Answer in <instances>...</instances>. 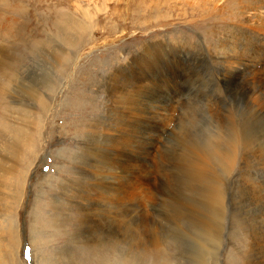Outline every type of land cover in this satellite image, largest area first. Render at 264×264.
Wrapping results in <instances>:
<instances>
[{"label":"rangeland","instance_id":"obj_1","mask_svg":"<svg viewBox=\"0 0 264 264\" xmlns=\"http://www.w3.org/2000/svg\"><path fill=\"white\" fill-rule=\"evenodd\" d=\"M214 2H218L215 5L220 9L213 11V14H210V9L203 12L205 6H202L199 13L186 18V12H190L192 7H184L185 0H0V132L6 118V106L23 102L39 120L43 117L23 150L22 167L19 166L14 173L13 180L19 182L18 194L21 197L17 199L12 213L15 234L8 229L4 231L0 226L1 248L5 249L7 242L13 248L12 251H3V264H261L264 252L261 242V233L264 234V166L255 165L251 160L250 167L244 172L240 171L242 152H239L236 175L232 178L235 186L224 187L226 223L222 230L216 228L218 221L214 217L211 219L210 210L205 211L202 204L203 183L196 166L195 145L200 143L208 130L195 125L187 128L176 118L172 120L165 115L149 119L148 114H143L136 122V115L133 114L134 119L129 118L125 123L128 130L132 124H136V139L143 131L151 140L147 141L145 134L146 143L141 140L137 154L141 168L139 174L143 178L139 181L135 209L131 211L129 204L122 206L124 197L120 202L115 201L114 208L118 205L125 214L119 217L121 222L113 224L115 216L112 215L105 218L103 232H85L96 235L95 238L103 237L98 246L91 247L94 238L89 241L83 236L77 244L75 240L79 213L73 209V204H79L80 200L73 195L77 194L80 186L91 183L86 172L89 171L88 165L95 161L91 160L92 155L88 159L84 152L93 153L95 139L107 132V127L105 131L98 128L97 123L106 120L108 125L107 122L113 119L114 100L120 99L117 92L112 96L110 92L117 89L119 84L122 90L143 79L148 68L153 70L171 63L176 80L168 82L154 76L150 84L142 81L143 88L134 100H139V105L148 112L146 96L160 92L156 100L151 98L154 100L151 107L153 113H156L154 106L159 108L161 105L157 100L167 101L171 95L177 98L175 104L180 100H183L180 101L183 104L188 102V96L192 101H203L204 93L218 83L216 76H219V63L223 57L220 49L225 48L222 41L228 40L238 57L255 67L245 77L230 82L233 85L229 89L233 107L239 111L245 107L246 116L257 115L259 120L256 126L261 130L256 135L264 132V56L260 58L254 54H264L260 49L263 40L260 39L258 43L255 40L244 42L243 39H234V34L240 32L236 26L242 24L238 20H245L246 11L239 6L238 9L233 2L232 8L222 12L223 3L218 0ZM231 11H238V16L237 13L236 16L232 15ZM182 14L185 19L180 17ZM69 19L82 21L86 28L80 35L75 33L76 39L62 30L64 26L69 27ZM249 23L255 25L256 20ZM64 34L68 37L63 40L61 37ZM173 38H179L177 41L182 45L203 47L201 50L206 53L200 56L183 51L178 55L171 50L173 53L170 56L166 51L169 52ZM161 43L166 48L160 55L164 59L155 61L151 52ZM226 47H229V43ZM57 51H64L62 62L66 59L69 61L62 69ZM132 60L135 62V73L138 67H143L142 76L130 75L129 78L114 80L117 77L112 75L115 72L122 74L124 67ZM261 68L263 71L259 72ZM128 69L131 71V66ZM217 100L220 97L213 99ZM208 107L210 104L204 101L203 110L197 109V118L205 116L214 122L213 111ZM10 113L6 112L12 115ZM235 117L241 123L247 121L240 112ZM110 124L122 132L116 119ZM200 124L201 121L197 125ZM186 133L192 134L193 138L184 137ZM138 141L134 145H139ZM247 177H250L249 181ZM242 179L246 186L244 189L239 184ZM7 188L10 192L9 185L0 187L1 214H6ZM108 188L109 194L111 189ZM14 194L17 195V192ZM99 204L97 201L94 208H99ZM66 213L72 214L70 222L62 217ZM111 213L115 214L116 210ZM0 219H3L2 216ZM235 220L238 221L237 225ZM131 226L152 230L158 238V246L133 250L138 247L131 246L135 235ZM259 230L262 232L258 233ZM250 233L253 239H259L254 246L250 243ZM11 236L15 237L14 247ZM90 247L96 254H89ZM109 255L112 257L108 258ZM73 260L76 262L73 263Z\"/></svg>","mask_w":264,"mask_h":264},{"label":"bare ground","instance_id":"obj_2","mask_svg":"<svg viewBox=\"0 0 264 264\" xmlns=\"http://www.w3.org/2000/svg\"><path fill=\"white\" fill-rule=\"evenodd\" d=\"M169 1L170 0H168V2ZM185 1H186V4L184 3V7L185 6L187 7L189 5L192 7L190 12H186V16H185L186 18H187V16L190 17L193 15H196L197 12L199 13V11L202 9L201 8L202 6L203 7L205 6V8H203L202 11L204 12L206 10V12H207L210 9L211 10L210 14H213V11L220 9V8H218L219 6L215 5L218 2L216 3V2H214V0H185ZM218 1L223 3L224 9L222 12L228 11V9L232 8L231 3H233V2L238 9H240L239 7H242V9L244 8V11H246L245 13L247 15L245 14L246 15L245 20L239 18L241 21L243 20L244 22H241L240 20H238L240 22V24L242 23L240 25L237 21V23L240 26H236V29H239L240 32L238 31L237 34H234V39H243V40H245L244 42L255 40V42H258V43H260V39H261V40H263L261 42V44L264 43V0H218ZM173 3L174 2H172V4ZM211 6H214V8L211 9L210 8ZM241 11H243V10H241ZM244 11H243V13H244ZM237 12L231 11L232 15H235V16H236ZM237 16H238V13H237ZM180 17H183L185 19L183 14ZM230 19H232V18H230ZM253 20H256L255 25H252L249 23L250 21H253ZM69 21H70V19H69ZM67 22H68V20H67ZM68 24H69V27L64 26V27H62V30L67 34L69 32L71 36L73 35L75 37V39H76V34H75L76 32L78 33L77 35H80L81 32H83L86 29L84 26V23H82V21L77 20V19L70 21ZM232 25H233V23H232ZM88 27H90V26H88ZM214 32H215V30H214ZM73 36H72V39H73ZM67 37L68 36L64 34V36L62 35L61 38H63V40H64ZM70 39H71V37L68 40H70ZM177 40H176V38H173L171 40L170 47H168L169 52L166 51V48H164L162 43L156 45V47L151 52V56L153 57V59L155 61H160L161 59H164L162 56H160L164 51H166L167 54L170 56L173 53L172 51L176 52L178 55H181V52H183V51H185V52L188 51L187 53H189L191 51L193 54H195V53L200 54V56H201V54L204 55L206 53L205 51L201 50L203 47L196 46V48H194V47L192 48L190 44L185 43L182 45ZM183 42L181 41V43H183ZM222 43L224 44L223 47H225V48L220 49L223 53L222 54L223 57H222L221 63H219L220 64L219 76H216L218 83L215 86H213L212 89H209L204 93L206 95L205 99L203 101H200V102L199 101H192L193 99H190L188 96L187 97L188 98L187 100H189L188 102L186 101V103L183 104V103H181L183 100L182 101L180 100L181 102L178 101L177 102L178 104H175V102H176L175 99H177V98H175V96L171 95L169 97V100L166 99L167 101H165V99L164 100H157L159 105L160 104L161 105L159 106V108L154 106L156 109V113H153L151 111V107L153 105V101L157 99L158 94L160 92H156L155 94L153 93L152 95L150 93H148V95L146 96V104H148V106H149L148 112L146 111L144 106L139 105V100H134V97L136 96V94L143 88V82L142 81L146 80L150 84V81H153L152 78L154 76L159 77L161 79H165V81H168V82H171L174 79L176 80L175 72H173L172 68H171V63L163 65L162 68H155L153 70L148 68L143 74V70H142L143 67H141V68L138 67L137 72L136 73L134 72L135 62H134V60H132V61H130L128 66L124 67V71L122 74L115 72L112 75L114 77H117L115 79L113 78L114 80H116V79L118 80L119 78H129L130 75H134L131 77L142 76V74H143L142 77H144V78L131 83L130 85L122 88V90H120L121 85L119 84V87L117 89H114L110 92V94H111L110 96L114 95L117 92V94L119 96L118 99H120V100H114V106L112 108V111L114 114L113 119H111V120H109V122H107L108 125L105 123L106 120L100 121L99 123H97L98 128L99 127L104 128V130H105V128L107 127L106 128L107 132L99 134L97 139H95V142L93 145V153L84 152L85 155L87 153L88 156L87 155L86 156L88 157V159L93 157V158H91V160L95 159V161L88 165L89 171L86 172V177L88 178V180L91 181V183H88L86 186H83V187L80 186L81 188L77 191V194L73 195V197H75V199L78 198L80 200L79 204H75V203L73 204V209L77 210V214L79 213L78 227H76V229H75V231H76L75 232L76 244L78 243L79 238H82L83 236L85 238H89V241L94 238L91 241L93 243L91 245V247L95 248L96 246H98V244H100L103 237L98 236L95 238L96 235L94 236L92 233H85V232L95 231V232H98V234H99V232H103L104 226L106 224L105 218L112 216V215L115 216V218L112 220L113 224H115L116 222L117 223L121 222L119 217H122V214L123 215H125V214L119 210L118 205H115V208H114L113 203L115 201L120 202V200H122L124 197V201H123V203H121L122 206L126 207L129 204L131 211H132V209L133 210L135 209V206H136L135 201H136L138 191H139V186H140L139 181L143 178V177H141L142 175L139 174V169L141 170V168H139L137 154H138V150L140 149L139 146L141 145V143L143 141H145L144 139H145L146 133H144L143 131L139 132L140 135L139 134L138 135L140 137H139V139H136L137 135L136 136L134 135L136 132V129H135L136 124H132L130 126V130L125 128L126 121L129 118H132L133 114L136 115V122L138 121L139 118L143 117V114H148L149 119H154V116L159 117L161 115H165L167 118H171L172 120H174L176 118L175 120H179L187 128L195 125L196 127H203V128L208 130V132L204 135V137L202 139H200V143L198 142L197 145H195V148L197 151L196 162L198 164L196 166H198V175H199V177L203 183V202H202V204L204 205L205 211L210 210L209 212L211 214V219H213V217H214V220L218 221L216 228L221 229V230L224 228V225L226 223V221L224 219L225 214L223 211L224 207L226 206L225 205L226 202H225L224 187H225V185H228V187H230L232 185L235 186V184L232 182V178L234 177V174H235V169L237 166L238 158L240 156V154H239L240 151L242 152L241 157H240V159L242 161V168L240 171L244 172L248 167H250L249 164L251 163V160H252V163H255V165L260 164L261 166H264V132H262L261 135H256V133H259L261 130V129H259L260 128L259 126L258 127L256 126L257 125V119H258L257 115L255 114L256 117H251V116L249 117V116H246L247 113H245V111L243 110L245 107L243 109H240V111L238 108L237 109L234 108L233 104H232L233 101L231 100V95H230L231 92H229V89L232 88V86H233L231 83L235 80V78L245 77L246 73L249 72L250 69H255V67L250 65V63L248 61H245L242 57H238V55L236 54L233 47H231L232 43L230 41H228V40L222 41ZM228 43H229V47L227 48L226 46ZM233 43H234V41H233ZM255 44H257V43H255ZM244 46H245V44H244ZM247 46H249V45H247ZM208 48H210V47H208ZM260 49H261V52L262 51L264 52V44L261 45ZM57 52H58L57 56H58V59L60 61V64L62 63L61 64V69H62L69 61H68V59H66L62 62L61 59H62V56H64L63 55L64 51H57ZM231 53H233V54H231ZM210 54H213V53H210ZM254 54L261 56L260 58H262L264 56V54H260L258 52H255ZM185 55H186V53H185ZM197 58H198V56H197ZM194 59H196V58H194ZM213 62H215V61H213ZM261 62H262V60H261ZM261 62H259V63H261ZM130 66H131V71L128 69ZM258 69H259V67H258ZM261 71H263L262 68L259 70V72H261ZM141 72H142V74H141ZM249 76H251V75H249ZM110 79L113 80L111 77H110ZM218 87L220 89H222L223 91L219 90ZM147 90H149L148 86H147ZM240 94H242V93H240ZM34 95H35V93H34ZM150 95H151V97H150ZM216 97H220V100L213 101V99ZM151 98H154V100ZM36 99H37V95H36ZM128 99H131V100H128ZM30 101H36V100H30ZM204 101H206L207 104H210V107H208L207 109H211L213 111V115H212L213 117L212 118H213L214 122H210L209 120H207V118L205 116L202 119L197 118V111H198L197 109L201 108L203 110V102ZM248 101H247V103H248ZM25 102H27V101H25ZM167 102H170V103H167ZM197 106H199V107H197ZM42 107H44V106H42ZM27 108H28V106L24 105L23 102H20L14 106H8V107L6 106V108L4 110L5 111L4 114L6 115V118L3 119V124H2L1 132H0V187H2V186L7 187L9 185V190H10V192H9L8 188L6 189L8 191V195L6 196V199H5V201H6V208H5L6 214L0 213V217L2 216V218H3V219H0V220H2V222H0V226H3L4 231L8 229L9 232L10 231L12 232V234H15V232H14L15 228L13 230L14 219H13L12 213L15 209L14 206L16 204L17 199H19V197H21V194H18L19 182L13 180L14 173L17 170V168L20 166V163L22 162L21 157L23 154V150L26 149V147L28 145V139L33 137L34 132L40 126V120L43 118L42 117L39 120V118L36 116V114L34 115L33 113H31V110L29 111V109H27ZM39 108H40V106H39ZM239 108H241V107H239ZM177 109H179L178 110L179 113H177V115H176ZM6 112H11L12 115H9V114L7 115ZM200 112L201 111H199L198 113L200 114ZM204 112H207V110ZM237 112H240L246 118L247 121L246 122L243 121L242 123L239 122L237 120V118L235 117ZM94 115H95V113H94ZM249 115H251V114H249ZM8 116H9V119L7 118ZM115 119L117 120V123L121 126L122 132L117 130V126L110 124V122H113V120L115 121ZM132 119H134V118H132ZM84 121H85V119H84ZM200 121H201V124H200V126H198ZM90 126H88V127H90ZM92 129H94V128H92ZM31 130H33L32 133H31ZM190 136H191V138H193V135L190 133H186L184 135V137H190ZM147 137H148L147 141L150 142L151 141L150 137L148 135L146 136V138ZM182 139L184 141L188 142L187 139H185V138H182ZM102 140H104V142ZM136 140H140V141H138L139 145H134ZM141 140H142V142H141ZM144 143H146V141ZM192 145L194 146V143H192ZM144 146H146V145H144ZM192 151H195V150H192ZM90 155H92V156L90 157ZM195 157H196V155H195ZM23 166H24V164H23ZM20 167H22V166H20ZM143 168H145V167H143ZM21 172H22V170H21ZM102 174H104L105 176H103ZM243 176H244V174H243ZM238 177H239V175H238ZM249 178L250 177H247L246 180L249 181ZM108 179H110V180H108ZM105 182L108 184L109 188L111 189L109 194L107 193L108 186L106 185ZM248 183H250V182H248ZM239 184L242 186L243 189L246 188L245 182L243 181V179L239 181ZM109 188H108V190H109ZM14 192H17V195H15ZM9 193H11V194H9ZM132 194H134V195H132ZM11 200H13V202H9ZM97 201H99L100 204L98 206L99 208L95 209L94 206H95ZM67 210H70V209L67 208ZM112 210H116V213L115 214L111 213ZM71 216H72V214L67 215V213H66L62 217L67 222H70L72 220ZM100 216H101L102 220L99 218ZM235 221H236V225H237L238 221L237 220H235ZM262 226L264 227V221L262 223ZM132 228L134 230L135 235L133 238L131 237L132 238L131 246H132V248L138 247V248H134L133 250H141L139 248H146L147 246H150L151 248H153V247L155 248L156 246H158V243H157L158 238L155 237V233L152 230H145V229L141 230L140 226H139V228H136L135 226H133ZM204 229H206V228H204ZM261 232L259 230L258 233H261ZM261 234L263 236V239L262 240L260 239V240L264 244V234L263 233H261ZM253 237H254L253 234L251 235V233H250V238H251L250 243H252L251 246H254L255 243L259 241V239H253ZM14 238L12 237L13 240H10L11 245H13V247L15 245V239ZM68 241H69V239H68ZM77 247H79V246H77ZM91 247H90V253L89 254H92V252H93L91 250ZM7 249H8V251L13 250V248L10 247V243L7 242V247L5 246V249H2L1 245H0V264H3V261H5V259H3V256H5L3 251L5 252V251H7ZM105 251H107V250H105ZM96 252H99V251H96ZM100 252H104V251H100ZM93 253L96 254L95 252H93ZM263 253L264 252H262L261 264H264ZM102 255L104 257V254H102ZM97 257H99V256H96V258ZM109 257H112V256L109 255L108 258ZM74 259H75V257H74ZM74 261L75 260H73V263H74ZM134 264H136V263H134Z\"/></svg>","mask_w":264,"mask_h":264}]
</instances>
